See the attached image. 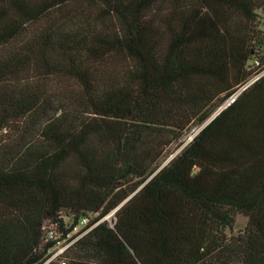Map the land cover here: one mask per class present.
Wrapping results in <instances>:
<instances>
[{
	"label": "trees",
	"instance_id": "trees-1",
	"mask_svg": "<svg viewBox=\"0 0 264 264\" xmlns=\"http://www.w3.org/2000/svg\"><path fill=\"white\" fill-rule=\"evenodd\" d=\"M263 69L264 0H0V264H264V74L161 164Z\"/></svg>",
	"mask_w": 264,
	"mask_h": 264
},
{
	"label": "rangeland",
	"instance_id": "rangeland-1",
	"mask_svg": "<svg viewBox=\"0 0 264 264\" xmlns=\"http://www.w3.org/2000/svg\"><path fill=\"white\" fill-rule=\"evenodd\" d=\"M248 63H250L251 68H252V65H253L252 63H253V62L249 61ZM219 106H220V105H219ZM219 106H218V107H219ZM218 107H216L215 110H214L213 112H215V111L217 110ZM203 123H204V122H203ZM203 123H198V122H197V123H192V124L187 128V130L184 132V134H183V136H182V138H181V141L183 142V140L186 139V138H188L189 135L192 134V132H195L196 130H198V129L202 126ZM181 144H182V143H181ZM180 146H181V145H180ZM179 150H180V147H178V148L175 149V144L172 145V146L168 149V151H167L166 155L164 156V158H163L161 164L163 165V164H165L166 162H168V161L171 159V157H173L174 154H175L177 151H179ZM113 212H114V210L110 211V213H108L104 218L111 222V220H112V218H113V216H112V215H113ZM246 222H247V218H246L244 215H242V214H237L236 217H235L234 223L232 224V226H231L230 228L227 229V233H228V234H237V233L241 232V231L244 229V227H245V225H246ZM84 227H85V226H84ZM84 227L82 226V224L78 223V224L76 225V227L73 229V231L70 233V235H76V236H78V235L82 234V233L84 232V231H83V228H84ZM59 243H60V244H57L58 247H56V248L54 249V251H53L52 254H54V253L57 251V249H58L59 247H61V246H63V245L65 244V243H64V240L60 241Z\"/></svg>",
	"mask_w": 264,
	"mask_h": 264
},
{
	"label": "built area",
	"instance_id": "built-area-1",
	"mask_svg": "<svg viewBox=\"0 0 264 264\" xmlns=\"http://www.w3.org/2000/svg\"><path fill=\"white\" fill-rule=\"evenodd\" d=\"M262 74H264V69L254 75H252L251 77H249L247 79V81H245L242 85H240L230 96H228L221 104L220 106L217 108V110L202 124V126L196 130L195 132H192V134L189 135L188 138L184 139L180 148L183 147L184 145H186L189 141L192 140V138L194 137V135L211 119L213 118L218 112H220L223 108H225L226 106H228L230 103H232L236 97L244 90L246 89L250 84H252L255 80H257ZM115 210V209H114ZM88 222V219L86 217H83L80 219L79 223L82 224V226H86ZM58 244H60L58 242ZM68 244H64L63 246L59 247L57 249V251L52 254V257L56 256L57 254L61 253L64 251V249L67 247ZM58 247V246H56Z\"/></svg>",
	"mask_w": 264,
	"mask_h": 264
},
{
	"label": "water",
	"instance_id": "water-1",
	"mask_svg": "<svg viewBox=\"0 0 264 264\" xmlns=\"http://www.w3.org/2000/svg\"><path fill=\"white\" fill-rule=\"evenodd\" d=\"M195 171V169L193 170V172Z\"/></svg>",
	"mask_w": 264,
	"mask_h": 264
}]
</instances>
